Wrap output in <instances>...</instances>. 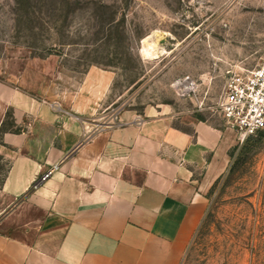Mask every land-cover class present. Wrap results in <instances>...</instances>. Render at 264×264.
Instances as JSON below:
<instances>
[{"label":"crops","instance_id":"crops-1","mask_svg":"<svg viewBox=\"0 0 264 264\" xmlns=\"http://www.w3.org/2000/svg\"><path fill=\"white\" fill-rule=\"evenodd\" d=\"M37 65L0 79V264H181L234 133L167 103L118 107L111 69L56 93Z\"/></svg>","mask_w":264,"mask_h":264},{"label":"rangeland","instance_id":"rangeland-1","mask_svg":"<svg viewBox=\"0 0 264 264\" xmlns=\"http://www.w3.org/2000/svg\"><path fill=\"white\" fill-rule=\"evenodd\" d=\"M256 14L264 0H0V79L16 84L45 60L53 92H67L96 65L115 72L118 107L167 103L217 121L226 69L264 59ZM150 35L157 56L146 57ZM178 78L194 90L180 96ZM207 199L181 264H264V132L237 144Z\"/></svg>","mask_w":264,"mask_h":264},{"label":"built area","instance_id":"built-area-1","mask_svg":"<svg viewBox=\"0 0 264 264\" xmlns=\"http://www.w3.org/2000/svg\"><path fill=\"white\" fill-rule=\"evenodd\" d=\"M184 82L185 78H178L173 83L182 97L194 90L193 82L187 86ZM216 110L225 127L234 133L237 144L264 132V59L251 68L226 69ZM49 174L50 171L41 175L39 181H44Z\"/></svg>","mask_w":264,"mask_h":264},{"label":"bare ground","instance_id":"bare-ground-1","mask_svg":"<svg viewBox=\"0 0 264 264\" xmlns=\"http://www.w3.org/2000/svg\"><path fill=\"white\" fill-rule=\"evenodd\" d=\"M255 17H257L256 19L258 20V22L264 23V19H262L263 17H261V15L256 14ZM257 20H255V21H257ZM156 46H157V44H156ZM141 51H142L141 53L144 56H146V57L157 56L156 55L157 54V50L155 48V42L152 40V35H150V36L146 37L145 39H143V46H142ZM189 83H190V80L188 78H186L185 82H184L185 86L189 85Z\"/></svg>","mask_w":264,"mask_h":264},{"label":"trees","instance_id":"trees-1","mask_svg":"<svg viewBox=\"0 0 264 264\" xmlns=\"http://www.w3.org/2000/svg\"><path fill=\"white\" fill-rule=\"evenodd\" d=\"M231 156H232V151H231Z\"/></svg>","mask_w":264,"mask_h":264}]
</instances>
